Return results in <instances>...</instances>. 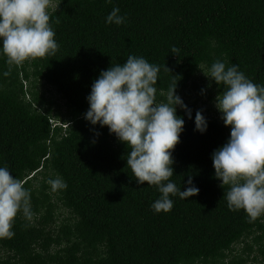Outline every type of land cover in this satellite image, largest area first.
Masks as SVG:
<instances>
[{
	"label": "trees",
	"instance_id": "16d2710c",
	"mask_svg": "<svg viewBox=\"0 0 264 264\" xmlns=\"http://www.w3.org/2000/svg\"><path fill=\"white\" fill-rule=\"evenodd\" d=\"M53 1L55 55L13 65L8 76L0 55V166L31 191L33 212L31 222L18 213L15 235L0 238V264H264V213L250 222L230 210L228 186L214 175L211 154L230 126L187 98L217 59L264 85V0ZM114 7L126 17L119 26L105 22ZM129 55L160 67L158 101L178 80L192 110L189 119L177 108L185 125L170 179L185 190L191 176L199 193L171 197L169 212L151 208L160 193L137 184L126 144L84 119L94 80ZM197 110L204 133L195 130ZM57 175L67 188L54 192L47 180Z\"/></svg>",
	"mask_w": 264,
	"mask_h": 264
},
{
	"label": "clouds",
	"instance_id": "9594fccd",
	"mask_svg": "<svg viewBox=\"0 0 264 264\" xmlns=\"http://www.w3.org/2000/svg\"><path fill=\"white\" fill-rule=\"evenodd\" d=\"M58 6L53 0H0V55L6 56L9 65L4 76L13 65L55 55L59 45L50 17ZM125 21L119 7L105 19L117 26ZM171 53L178 55L179 49L173 46ZM202 71L222 87L214 104L224 125L231 129L227 141L211 154L214 175L222 188L228 186L224 193L228 208L243 210L250 222L255 221L264 213V85L246 77L238 64L228 65L220 59ZM159 72L160 67L143 56L129 55L123 64H111L92 83L86 97L89 108L84 113L91 125L107 126L110 134L126 144V165L137 184L147 182L160 193L151 205L156 213L171 211L173 196L188 199L199 193L191 176L185 190L170 179L174 174L173 150L185 125L177 108L183 109L189 119L192 110L177 94L178 80L166 94L161 93L165 95L163 101L157 100ZM194 124L195 130L206 132L208 121L201 110L196 111ZM47 183L54 192L67 188L59 175ZM18 213L31 222V191L8 167L0 166V238L15 235L12 229Z\"/></svg>",
	"mask_w": 264,
	"mask_h": 264
},
{
	"label": "rangeland",
	"instance_id": "374dc122",
	"mask_svg": "<svg viewBox=\"0 0 264 264\" xmlns=\"http://www.w3.org/2000/svg\"><path fill=\"white\" fill-rule=\"evenodd\" d=\"M198 82L199 87L191 90L190 97H187L188 101L191 102L193 100V97L196 98L197 103L200 104L199 106H201L202 111L207 117H215L222 121V119L220 118L221 114L216 109L214 104V100L217 95L214 93V90L211 87V81L208 77H206V75H202L200 76ZM202 89L205 90L203 93Z\"/></svg>",
	"mask_w": 264,
	"mask_h": 264
}]
</instances>
